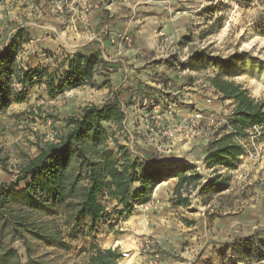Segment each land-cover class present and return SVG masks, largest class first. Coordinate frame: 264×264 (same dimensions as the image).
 <instances>
[{
    "label": "rangeland",
    "instance_id": "rangeland-1",
    "mask_svg": "<svg viewBox=\"0 0 264 264\" xmlns=\"http://www.w3.org/2000/svg\"><path fill=\"white\" fill-rule=\"evenodd\" d=\"M20 28L16 64L54 74L52 90L62 85L67 57L79 51L99 54L106 67L94 75L95 87L67 86L53 95L46 76L35 78L21 101L0 112V185L64 131L68 116L116 91L127 106L116 137L132 159L187 164L193 168L187 174L198 172L205 182L214 173L204 164L210 142L232 131L236 107L211 78L220 75L264 99V0H0V51ZM201 49L244 59L195 69L188 57ZM106 76L111 86L103 84ZM246 134L234 137L245 149L236 167L217 168L229 188L194 190L189 204L178 206V177H167L122 216L116 200L103 198L105 219L62 244L38 242L37 254L57 264H88L98 246L128 251L117 264H264V125ZM146 240L152 247L145 258ZM1 242L26 263L19 241Z\"/></svg>",
    "mask_w": 264,
    "mask_h": 264
},
{
    "label": "trees",
    "instance_id": "trees-1",
    "mask_svg": "<svg viewBox=\"0 0 264 264\" xmlns=\"http://www.w3.org/2000/svg\"><path fill=\"white\" fill-rule=\"evenodd\" d=\"M24 32V28L18 29L0 51V112L13 101H21L35 78H48L51 95L67 86L95 87L94 75L106 67L97 53L87 55L79 51L68 56L62 85L55 91L52 90L54 74L17 65V41ZM188 59L190 65L198 69L207 65L230 67V63L243 60L244 56L221 59L201 49ZM210 81L223 98L233 100L236 107L230 118L232 131L211 141L204 157L206 168L214 171L207 181L203 182L198 172L187 174L189 169L193 170L187 164L162 166L159 161H151L146 166L132 159L116 137L117 131L123 129L127 106L118 91L111 92L102 104L90 103L68 116L64 131L53 141L39 145L37 154L19 166L15 180L0 185V264H57L37 254V243L62 244L66 238L83 235L85 227L93 229L107 216L103 198L116 200L117 206H122L121 210L117 208V213L122 216L129 215L134 204L167 177H178L173 198L178 206L188 205L194 190L205 194L229 188V177L220 174L217 168L233 169L245 154L244 147L234 137L246 136V130L264 125V99L252 98L242 85L220 75ZM109 83L106 76L103 84ZM106 123L116 129L109 130ZM135 183L139 186L134 187ZM4 237H8L9 242L22 244L26 263L21 262L14 247L2 244ZM120 257L117 249L92 246L88 264H117Z\"/></svg>",
    "mask_w": 264,
    "mask_h": 264
},
{
    "label": "built area",
    "instance_id": "built-area-1",
    "mask_svg": "<svg viewBox=\"0 0 264 264\" xmlns=\"http://www.w3.org/2000/svg\"><path fill=\"white\" fill-rule=\"evenodd\" d=\"M151 247H152V244L148 240H146L144 243H142V245H141L142 254L141 255L146 258L148 256V254H149V251H150ZM128 256H129V252L128 251H123L122 252V257H128ZM147 264H153V262L150 261Z\"/></svg>",
    "mask_w": 264,
    "mask_h": 264
}]
</instances>
